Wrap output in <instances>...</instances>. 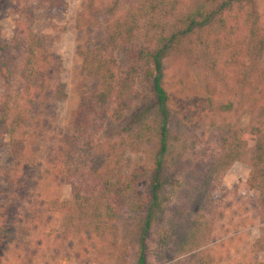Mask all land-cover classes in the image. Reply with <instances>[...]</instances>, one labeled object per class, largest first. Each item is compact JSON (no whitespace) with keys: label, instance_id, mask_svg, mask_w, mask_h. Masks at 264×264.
Here are the masks:
<instances>
[{"label":"rangeland","instance_id":"1","mask_svg":"<svg viewBox=\"0 0 264 264\" xmlns=\"http://www.w3.org/2000/svg\"><path fill=\"white\" fill-rule=\"evenodd\" d=\"M194 1L179 0L174 13L186 11ZM25 3L29 15L20 18L27 19L43 47L60 60V69L50 72V76L55 83L64 84L66 96L56 102V116L47 124L39 126L33 120L29 130L25 127L26 134L23 128L19 129V137L26 136L24 157L40 160L41 167H50L51 172L42 173L44 183L41 181L39 186L23 192L18 202L2 206L0 194V264H138L142 217L124 211L113 223L91 222L86 213L64 207L62 201L73 198L72 188L52 171L53 161L62 157V135L76 132L74 112L82 95L100 88V79L83 71L80 51L94 48L107 38L105 11L100 6H91L89 0H64L56 9L38 10L32 9L34 0ZM255 3L259 15L264 17V0ZM14 18L12 8L0 7L1 40L11 37ZM123 50L120 46L113 51L120 66H124ZM21 56V51H16L14 86L18 85ZM218 57L217 52L211 53L209 49L186 46L162 59V84L174 109L173 135L164 170L175 190L169 185L165 191L164 199L169 200L163 202L146 239L145 264H264V197L246 185L252 144L230 161L226 156L229 148L222 140L227 132L243 133L249 125L261 124L262 111L251 113L241 88L234 95L233 83L218 81L223 77L229 80L225 73L241 69L228 62L212 72L209 68ZM261 69L264 67L254 74L261 75ZM4 81L0 75V88ZM213 83L228 88L226 98L208 100L207 89ZM263 86V82L259 83L258 91ZM250 93L251 99L261 101L256 91ZM227 98L234 105L223 110L220 105L227 103ZM50 126L61 137L53 136L56 131H50ZM97 139L94 138L86 157L90 166L97 155L98 162L108 160L111 167L119 164L118 170L126 177L136 170L151 173L152 146L127 150L120 156L116 144L108 147ZM1 140L9 142V135L0 134ZM15 161L9 147L3 145L0 168L13 166ZM76 172L81 193L87 197L92 212L102 203L94 173H82L79 169ZM209 172L211 175L207 176ZM138 185L143 191L145 182L142 180ZM5 214L7 218L2 220ZM22 218L30 234L23 233V238H19L11 226L19 224Z\"/></svg>","mask_w":264,"mask_h":264},{"label":"trees","instance_id":"2","mask_svg":"<svg viewBox=\"0 0 264 264\" xmlns=\"http://www.w3.org/2000/svg\"><path fill=\"white\" fill-rule=\"evenodd\" d=\"M25 1L0 0V7L12 8L15 15L11 37L0 38V75L5 80L0 88V134L9 135V142L1 140L0 148L7 145L16 158L13 166L0 168L2 206L18 202L23 192L39 186L41 181L44 183L42 173L51 172L50 167H41L40 160L24 157L26 136L21 139L19 129L23 128L25 133L33 120L39 126L47 124L56 116V102L66 96L64 84L55 83L50 76V72L60 69V60L43 47L27 19L20 18L29 15ZM89 1L91 6H100L105 11L103 20L108 36L101 44L86 48L80 54L83 71L98 77L100 88L82 95L74 112L75 133L61 137V133L50 126V131H56L53 136L61 137L64 146L61 159L51 162L52 171L72 188L73 198L62 201L64 207L86 213L91 222L107 225L119 219L124 211L141 216L137 263L145 264L146 239L163 202L169 200L164 199L165 191L169 185L175 190L174 185L168 183L164 170L174 120V109L162 84V59L168 54L182 51L186 46L200 47L219 54L209 68L212 72L228 62L241 68L225 73L229 80L223 77L218 81L233 83L231 92L234 95L241 88L245 104L252 108L250 112L261 109L259 116L263 121L249 125L243 133L239 130L227 132L222 140L229 148L226 156L230 161L239 157L242 148L252 144L246 185L264 197V86L258 91L259 83L264 84V69L261 75L254 74L256 69L264 67V17L259 15L255 0H196L189 9L176 14L174 10L179 0ZM62 4L64 0H34L32 9H56ZM222 33L225 35L220 37ZM120 46L124 49L125 68L113 54ZM16 51H21L22 56L18 65V85L14 86ZM217 60L221 61L216 63ZM207 91L211 102L213 98H226L229 92L219 83L209 85ZM252 91H256L260 102L251 99ZM227 100L220 105L221 109L233 108V102ZM94 138L107 143L108 147L116 144L120 156L127 150L152 146L151 173L136 170L126 177L118 170L119 164L111 167L110 161L105 159L99 163L97 155L93 156L90 166L86 157ZM78 169L95 176L102 203L92 212L74 174ZM142 180L145 185L140 191L138 183ZM24 223L22 218L19 224L11 226L19 238H23V233L30 234Z\"/></svg>","mask_w":264,"mask_h":264}]
</instances>
